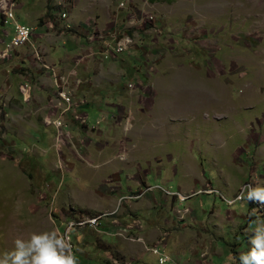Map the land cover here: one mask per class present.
<instances>
[{"label": "rangeland", "instance_id": "obj_1", "mask_svg": "<svg viewBox=\"0 0 264 264\" xmlns=\"http://www.w3.org/2000/svg\"><path fill=\"white\" fill-rule=\"evenodd\" d=\"M13 1L16 19L32 27V35L39 31L35 23L39 27L46 21L48 29L56 30L53 37L64 31L60 13L68 8V19L83 2L67 0L68 6L66 0ZM101 1L93 0L96 8ZM120 1L125 6L123 0L117 4ZM175 1L172 16L129 8L133 17L151 13L154 24L161 21L152 46L164 48L163 55L147 49L143 60L148 71L172 55L174 62L195 72L192 88L198 93L210 89L212 94L210 102L198 104L196 119L176 124L186 134L181 150L187 153L191 147L198 161H183L192 167L180 168L173 176L164 157L154 162L165 166L158 179L154 174L160 168L145 169L141 162L125 165L132 162L134 144V125L128 119L107 128L99 110L89 115L87 98L77 93L67 109L61 97L63 39L54 37L50 43L54 53L49 62L32 37L5 49L0 36V253L11 250L17 238L47 230L69 233L78 264H238L233 258L248 251L256 222L264 220V204L235 196L247 185L264 186V0H193L190 10L180 8L184 0ZM176 20L179 26L172 27L169 21ZM0 29L11 31V26L0 22ZM15 53L23 63L20 68L11 59ZM54 58H59L57 63ZM126 81L127 75L126 87L133 83L127 88L145 93L152 105L150 82L144 87L140 80ZM177 141L150 144L159 154L167 149L176 153L170 147ZM170 155L165 160L173 167L177 159ZM139 158L136 155L135 161ZM147 171L154 186L144 184ZM163 178L172 182L164 185ZM153 190L154 205L175 197L178 204L172 212L158 206L133 214L138 201ZM177 192L189 197L180 201ZM157 245L167 262L164 258L160 263L151 251Z\"/></svg>", "mask_w": 264, "mask_h": 264}, {"label": "crops", "instance_id": "obj_2", "mask_svg": "<svg viewBox=\"0 0 264 264\" xmlns=\"http://www.w3.org/2000/svg\"><path fill=\"white\" fill-rule=\"evenodd\" d=\"M116 1L117 0H102L98 8H96V3H94L93 0H83L82 4L72 10L69 15L68 21L71 23L72 28H64V31L60 30L59 34L56 36L54 35V37H58V39H63L65 44L63 55L64 89L71 91L74 96L75 93H77L87 98L89 104L88 107H86V111L90 115L99 110L98 115L103 116L108 121L107 125L109 126L107 128H111L112 125L114 127L118 126L117 124H119L122 119H128L129 122H132V126H134L133 129L130 130V134L134 144L131 145V153L134 154V156H132V154L129 155L131 156L130 159L132 162L127 163L126 161L125 165L127 167L132 164L138 165L137 163L141 162L145 169L151 170V168H160L158 175L156 176L154 174L155 179H158L161 177L162 169H165L164 167L167 166L172 171L171 175H176L180 168H185L187 170L192 167L190 163H183V161H198L197 155L192 153L193 149L191 147H188L189 151L187 152L189 153L191 151V157L184 158V155L187 153L181 150V148H183L181 138H185L186 134H182L180 125L177 126L176 124L186 121V118L189 117L190 121L196 119L198 104L210 102L208 100L211 99L212 94L210 93V89L209 92L206 90H199L200 93H198L197 87L192 88V84H190L192 81L191 77L195 75V72L193 73L188 66L174 62L172 55L168 54L170 57L165 55L162 60L159 59L160 62L156 67L157 69L152 73L148 71L147 64H145V60H143L147 49H152L156 55H163L164 48L158 49L152 46L157 42L156 38L158 36L157 34H159L157 33L159 32L158 26L160 27L161 21L157 22L158 25L155 24L156 30L154 28L142 29L139 25H134L136 28L132 29V21H129L132 13L129 8H141L146 12H166V14L172 16L174 15L172 4L176 2L175 0H123L125 6L122 7H120L121 1L118 4ZM192 1L193 0H184L180 8L182 9L184 7L187 10L192 9ZM133 2L138 3L133 5ZM21 7L22 5L19 6V9ZM180 8H177V10ZM97 9L99 11H97ZM24 17L28 18L27 13L24 14ZM169 22L172 27L179 26L178 20L175 21L177 23L173 21ZM181 22L184 23V21ZM183 23L181 24L183 25ZM38 26L39 27L36 26V23L35 26H33L36 30L39 28V31L33 32L32 38L33 41L43 47V51L46 52L45 55H47L46 60L50 62V49L54 47V45L50 43L54 41L53 34L56 30L52 31L48 29L49 27H47L46 21ZM93 27L99 29L105 27H121L125 33L132 34L135 44L125 53H119V55L117 54L114 57L105 59L101 54V51L105 47L104 41H90L87 39V36H89L88 30ZM150 30H152L153 33L150 32ZM141 32L144 34L142 35ZM44 40H47L46 45L43 43ZM110 41L111 40H109V42ZM159 41L160 39L158 38V42ZM21 49L27 48L22 47ZM171 51L170 53H174L175 49ZM51 53H54V51ZM16 57L19 59L18 53H15L11 59L14 62H18L17 66L20 68L23 64L21 62L22 60L17 61ZM57 59L59 58H54L53 62L57 63ZM77 59H79L78 62ZM175 59H178V57ZM126 75L128 81H132L134 78L136 82L140 80L142 84L146 86L147 82H150L152 85L150 89H152L154 94L153 101H151L152 105L149 104L147 99L148 96L145 93L139 92L138 89L130 90L126 87V83L124 82V76ZM140 93L142 95L141 99L137 98ZM180 93L184 94L185 97L179 98ZM112 109H114L115 112H112ZM172 139H178L177 143L170 147L176 150V153L171 149H167L159 154V152L155 150V147L151 145H162L163 142L169 143ZM178 143H180L179 147L177 146ZM200 152L202 154V151ZM170 153L173 155V159H177V165L174 164L173 167H170L169 163L165 160L166 157L168 159L172 158ZM136 155L140 156L138 161H135ZM163 157L165 166H163V168L155 166L154 162H159ZM150 173L152 172L147 171L143 173L146 175L144 184L154 186L149 184L147 180V175ZM161 182L166 185L172 181L171 178H163ZM160 193L161 192H159V194ZM151 196H155L154 190L148 191L142 199L138 201L135 205L137 210L133 212V214H140L141 208H143V210L148 208V211H152L155 208L157 210L158 206L165 207L172 212L173 208L178 204L175 197L171 198L170 196L166 199L168 201L155 203L154 205ZM167 224H170L169 220ZM148 236H151L150 233Z\"/></svg>", "mask_w": 264, "mask_h": 264}, {"label": "clouds", "instance_id": "obj_3", "mask_svg": "<svg viewBox=\"0 0 264 264\" xmlns=\"http://www.w3.org/2000/svg\"><path fill=\"white\" fill-rule=\"evenodd\" d=\"M236 199L264 204V186L247 185ZM248 243V251L234 257V262L238 260V264H264V220L256 222ZM13 245L11 250L0 253V264H78L68 232H33L27 239H15Z\"/></svg>", "mask_w": 264, "mask_h": 264}, {"label": "built area", "instance_id": "obj_4", "mask_svg": "<svg viewBox=\"0 0 264 264\" xmlns=\"http://www.w3.org/2000/svg\"><path fill=\"white\" fill-rule=\"evenodd\" d=\"M120 6H123V3H120ZM132 21L133 25L141 26L142 29H152L155 28L154 22V15L151 13L140 15L139 17H133L131 16L129 18V21ZM0 22L1 25H9L11 26V31H4V29H0V36H3L2 45L6 49V47L16 48L19 46L24 45L25 43L29 42L32 37V31L33 28L29 27L23 23H20L15 16V3L13 0H0ZM11 33V37L8 42L5 41V38L7 35ZM88 40L93 41H104V48L101 52L103 57L111 58L116 56L119 53H122L124 51H127L130 49V47L134 44V37L131 35H128L123 31L121 27H114V28H96L93 27L89 29V37H87ZM109 40L111 41L109 42ZM6 46V47H5ZM153 61L150 62V68L152 69ZM142 84V81L139 82ZM133 83L128 82L127 87H132ZM145 86V85H144ZM61 97L64 98V103H67V109H69V105L71 104V99L74 98L73 94L69 91L64 92L61 91ZM74 104H77L76 102H73ZM66 109V110H67ZM179 197V200L182 201V194L176 193ZM237 197V195L235 196ZM227 201V200H226ZM80 223V222H79ZM82 224V223H80ZM98 225V224H97ZM131 230L127 229L126 231ZM151 251L154 254L158 255V260L160 263L164 262L167 259L166 254H163V247L161 245L154 246L153 248H150Z\"/></svg>", "mask_w": 264, "mask_h": 264}, {"label": "bare ground", "instance_id": "obj_5", "mask_svg": "<svg viewBox=\"0 0 264 264\" xmlns=\"http://www.w3.org/2000/svg\"><path fill=\"white\" fill-rule=\"evenodd\" d=\"M69 1H71V0H69ZM65 2H67V0H66ZM65 2H64V3H65ZM59 4H60V3H59ZM66 4H67L68 6L70 5L69 2H67ZM61 6H62V5H58V4L56 5V7H61ZM64 8H65V5H64ZM61 10H62V9H61ZM61 10H60V11H61ZM68 12H69V11H68V8H67V10L62 11L61 13L59 12L60 15L58 14L60 20H62L63 23H64V28H65V29H70V28H68V25L72 26L71 23H70V22L68 21V19H67V14H68ZM238 195H240V194H238ZM188 197H189V196H184V195H182V201H183L185 198H188ZM237 197H238V196H237ZM229 202H230V201H229ZM94 219H96V225H97V224H98V223H97V219H98V218H94ZM92 220H93V219H92ZM89 223H90V222H89Z\"/></svg>", "mask_w": 264, "mask_h": 264}, {"label": "trees", "instance_id": "obj_6", "mask_svg": "<svg viewBox=\"0 0 264 264\" xmlns=\"http://www.w3.org/2000/svg\"><path fill=\"white\" fill-rule=\"evenodd\" d=\"M251 202H253V201H249V203H250V204H251ZM254 202H255V201H254ZM254 202H253V203H254ZM255 203H256V202H255ZM91 217H97V216L95 215V216H91ZM87 224H88V223H87ZM96 226H97V225H96ZM162 250H163V252H162V253H163V254H165V251H164V249H162ZM168 261H169V260H168ZM166 262H167V261H166Z\"/></svg>", "mask_w": 264, "mask_h": 264}]
</instances>
